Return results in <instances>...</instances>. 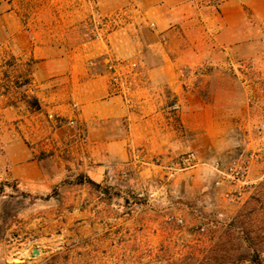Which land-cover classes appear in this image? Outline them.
<instances>
[{
  "label": "crops",
  "instance_id": "1",
  "mask_svg": "<svg viewBox=\"0 0 264 264\" xmlns=\"http://www.w3.org/2000/svg\"><path fill=\"white\" fill-rule=\"evenodd\" d=\"M262 38L264 0H0V247L7 192L20 204L88 180L207 190L211 163L264 122L256 109L247 125L228 114L255 77L241 57ZM189 152L196 166L175 170Z\"/></svg>",
  "mask_w": 264,
  "mask_h": 264
},
{
  "label": "rangeland",
  "instance_id": "2",
  "mask_svg": "<svg viewBox=\"0 0 264 264\" xmlns=\"http://www.w3.org/2000/svg\"><path fill=\"white\" fill-rule=\"evenodd\" d=\"M241 61L256 76L264 48ZM251 79L228 112L243 125L247 110L261 113L264 107V85ZM251 95L254 106L246 102ZM249 123L241 130V152L264 150L256 131L260 124ZM175 180L138 181L133 188L115 182L97 188L87 183L88 190L67 186L49 200L28 194L20 204L7 192L0 264H264V159L253 165L251 184L237 204L225 200L215 181L200 192L194 179L173 186ZM34 248L39 254L31 257Z\"/></svg>",
  "mask_w": 264,
  "mask_h": 264
},
{
  "label": "built area",
  "instance_id": "3",
  "mask_svg": "<svg viewBox=\"0 0 264 264\" xmlns=\"http://www.w3.org/2000/svg\"><path fill=\"white\" fill-rule=\"evenodd\" d=\"M262 42H264V38H262ZM121 65L125 66L126 62H120ZM128 64L129 71L127 72L133 74V71L136 69L135 63H126ZM112 71H114L113 66L110 67ZM252 70V67H250ZM187 70L181 69L182 77L185 76ZM126 74V75H127ZM115 82L119 83L118 76L115 75ZM256 83L264 85V63H262V67L259 72L255 76ZM250 81L249 84H251ZM246 102L249 106H254L257 103V100L251 96L246 99ZM174 111L179 110V105L175 104L173 106ZM262 112H264V107H262ZM56 124L60 125L63 123L60 119H55ZM67 125H72L73 121H66ZM257 135L259 138L264 139V123H261L256 128ZM264 159V150L261 148L256 151H248V152H239L232 154L228 157L227 160L223 161L217 159L211 163L212 170L218 175V179L215 181V186H226V189L223 192V197L229 203L237 204L241 202L246 194V189L251 184L250 182V173L252 167L255 163ZM196 166L195 162V154L193 152H189L181 155L177 158L175 162V170L183 171L189 168H193ZM179 223L182 221L179 220Z\"/></svg>",
  "mask_w": 264,
  "mask_h": 264
},
{
  "label": "trees",
  "instance_id": "4",
  "mask_svg": "<svg viewBox=\"0 0 264 264\" xmlns=\"http://www.w3.org/2000/svg\"><path fill=\"white\" fill-rule=\"evenodd\" d=\"M75 182H76L77 184H78V183H83V180H82L81 177L78 176V177L76 178V181H75ZM86 182H87L88 184L92 185L93 187H96V188L98 187V185L95 184V183H93L92 181H89V180H88V181H86Z\"/></svg>",
  "mask_w": 264,
  "mask_h": 264
},
{
  "label": "water",
  "instance_id": "5",
  "mask_svg": "<svg viewBox=\"0 0 264 264\" xmlns=\"http://www.w3.org/2000/svg\"><path fill=\"white\" fill-rule=\"evenodd\" d=\"M39 254V250L37 248H34L31 253V257H35Z\"/></svg>",
  "mask_w": 264,
  "mask_h": 264
}]
</instances>
